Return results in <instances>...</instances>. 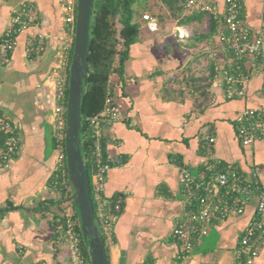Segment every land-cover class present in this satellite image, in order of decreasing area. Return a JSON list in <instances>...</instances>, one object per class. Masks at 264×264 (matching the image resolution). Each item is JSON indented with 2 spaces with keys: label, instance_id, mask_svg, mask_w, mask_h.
<instances>
[{
  "label": "crops",
  "instance_id": "0c3cea01",
  "mask_svg": "<svg viewBox=\"0 0 264 264\" xmlns=\"http://www.w3.org/2000/svg\"><path fill=\"white\" fill-rule=\"evenodd\" d=\"M226 1L200 0L199 6L213 5L223 17ZM239 1L244 23L259 33L264 0ZM24 4L33 5L37 24L18 35L9 61L0 55V112L18 124L21 141L19 153L0 166V264H72L60 232L74 190L70 187L71 195L64 197L53 176L59 159L56 108L62 102L57 79L67 64L73 29L66 22L65 0H0V32L9 29ZM150 8L160 29L143 24L114 94L124 105L123 118L105 126L104 148L112 167L103 195L123 199L105 241L109 262L238 264L236 249L256 215V192L242 214L215 219L188 258L180 256L173 228L188 212L182 170L205 177L209 148L215 165L239 171L247 181L256 171L264 191V134L249 146L238 136L243 113L264 110V76L252 74L243 97L227 98L222 77L209 79L211 66L206 70L211 56L231 66L225 44L218 35L195 42L197 31L208 32V13L202 23L186 25L191 37L182 42L174 32L180 24L160 0H150ZM39 33L45 36L40 51L30 47ZM253 264H264V245Z\"/></svg>",
  "mask_w": 264,
  "mask_h": 264
},
{
  "label": "built area",
  "instance_id": "2783aa9c",
  "mask_svg": "<svg viewBox=\"0 0 264 264\" xmlns=\"http://www.w3.org/2000/svg\"><path fill=\"white\" fill-rule=\"evenodd\" d=\"M199 1L188 0L184 7L187 11H191L193 8L206 11L209 21L213 15L220 25L217 35L231 55L232 64L230 67L216 63L215 81L219 76L222 77L227 98L243 97L251 75L262 73L264 76V15L261 30L259 33H255L243 21V5L239 0L226 1L227 5L223 17L215 6L206 3L199 6ZM77 4L78 0H65L66 22L73 30L76 27ZM143 20L151 31L160 29V21L155 15L146 12L143 15ZM37 21V15L31 4H24L20 11L13 16L9 29L0 32V55L3 61H9L18 44V35L36 25ZM174 32L182 42H186L191 37V31L187 26L177 25ZM44 45L45 36L41 33L30 41L31 49L38 48L40 51L43 50ZM246 61L250 66L249 69L244 70L242 64ZM66 66L64 63L57 79V89L62 102L56 108V141L59 159L53 176L55 187L59 184L64 168L62 141L67 127ZM123 108V103L109 93L102 110L90 119L95 161L94 188L98 214L107 235L113 234L115 224L119 220L123 208V199L120 197L108 199L103 195L107 173L112 167L104 148L105 126L107 122L121 120ZM0 127L7 136L5 146L0 151V166H4L19 153L21 141L18 124L1 112ZM263 134L264 110H246L238 120V136L242 144L245 146L252 145ZM209 142H215V138L210 137ZM207 154L208 160L204 165L206 176L202 179H197L187 168L182 170L181 179L188 212L187 218L177 222L173 228V237L181 245L180 256L188 258L191 255L195 244L209 234L215 219L225 220L231 215L242 214L249 198L256 192L258 196L256 215L244 230L236 249L238 264H253L264 245V191L261 189L259 175L255 171L251 180L247 181L239 171H229L215 165V162H212V149L209 148ZM60 234L70 249L72 264H91L89 250L85 249L82 235L79 232L78 219L73 206L70 204L65 210L64 224Z\"/></svg>",
  "mask_w": 264,
  "mask_h": 264
},
{
  "label": "trees",
  "instance_id": "16d2710c",
  "mask_svg": "<svg viewBox=\"0 0 264 264\" xmlns=\"http://www.w3.org/2000/svg\"><path fill=\"white\" fill-rule=\"evenodd\" d=\"M161 5L167 9L170 16L177 20V23L183 26L192 24L195 21L202 23L206 11L194 9L187 11L184 5L188 0H160ZM150 0H95L94 14L91 23V48L89 56V85L83 101V156L89 173L91 196L95 208L96 220L103 239L106 241L105 233L98 212V203L94 188V149L90 132V119L97 115L104 107L108 94H115L116 88L121 86L125 73L126 62L130 59L131 47L136 44L140 38V33L145 23L143 15L150 13ZM154 15V14H153ZM156 16V15H155ZM162 18V16H160ZM220 25L211 15L209 21V30L206 34L197 31L195 42L205 39H212L217 35ZM76 27L73 30V40L67 49L66 72L67 89L65 93V105H68L69 77L70 67L74 55ZM35 46L37 44H34ZM247 61L244 62L243 69L246 70ZM217 73L216 63H211L210 78L215 77ZM114 77L115 80H114ZM6 133L0 127V151L5 146ZM62 150L64 153V168L57 190H62L64 197L71 195L73 185L70 181L67 168V158L65 151V137L62 141ZM76 217L79 223V232L82 235L83 244L86 250L89 245L85 241L81 229V220L77 205L72 201ZM63 219V218H62ZM64 224V219L62 223Z\"/></svg>",
  "mask_w": 264,
  "mask_h": 264
},
{
  "label": "water",
  "instance_id": "95a60500",
  "mask_svg": "<svg viewBox=\"0 0 264 264\" xmlns=\"http://www.w3.org/2000/svg\"><path fill=\"white\" fill-rule=\"evenodd\" d=\"M95 0H78L74 55L70 67L65 151L73 195L91 264H110L105 240L96 220L89 173L83 156V101L89 85L91 23Z\"/></svg>",
  "mask_w": 264,
  "mask_h": 264
},
{
  "label": "rangeland",
  "instance_id": "374dc122",
  "mask_svg": "<svg viewBox=\"0 0 264 264\" xmlns=\"http://www.w3.org/2000/svg\"><path fill=\"white\" fill-rule=\"evenodd\" d=\"M194 9H196V8H193V9H191V11L192 10H194ZM205 24H206V30H209V20H208V18L206 17V21H205ZM189 29H190V31H191V28L190 27H188ZM214 62H216L217 63V61H216V58L215 57H213V56H211V57H209V60H208V65H207V69L206 70H208V69H210V66H211V63H213L214 64ZM220 62V61H219ZM222 63V62H221ZM224 63H226V62H223V64ZM209 79H210V74H209Z\"/></svg>",
  "mask_w": 264,
  "mask_h": 264
}]
</instances>
